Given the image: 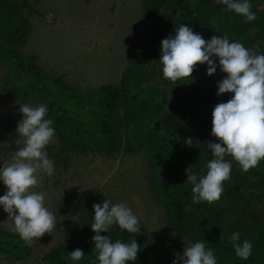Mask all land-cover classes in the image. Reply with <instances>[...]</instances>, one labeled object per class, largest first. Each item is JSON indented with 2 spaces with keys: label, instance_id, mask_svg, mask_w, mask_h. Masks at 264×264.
Returning a JSON list of instances; mask_svg holds the SVG:
<instances>
[{
  "label": "trees",
  "instance_id": "16d2710c",
  "mask_svg": "<svg viewBox=\"0 0 264 264\" xmlns=\"http://www.w3.org/2000/svg\"><path fill=\"white\" fill-rule=\"evenodd\" d=\"M251 11L257 12L253 22L217 0H142L141 18L144 21L143 41L138 54L123 69L118 85L101 89V98L91 112L100 124L83 134L77 123L67 116L56 124L60 136L76 131L80 140L59 146L60 154L69 150L87 152L97 149L112 156L140 150L148 162L147 179L156 202L163 209L166 226L180 238L193 244L203 241L211 249L217 264H264V160L248 172L242 171L232 157L231 176L223 182L220 199L212 204L192 202V184L186 169L191 166L198 176L206 175V165L213 159L207 142H218L211 135L212 111L216 104L227 102L234 95H217V81L226 74L217 68L209 76L207 65L198 64L192 76L173 83L163 77L160 62L161 41L175 28L185 24L205 40L213 35L241 42L257 54H264V0H249ZM35 8L29 0H0V62L5 68L40 72L36 55L22 51L27 43L32 22L28 14ZM237 18L232 21L230 18ZM218 64V60H217ZM28 75V74H27ZM19 80L23 81L19 78ZM31 88L35 86L31 85ZM62 90H55L58 95ZM192 138V145L185 141ZM94 203L84 204L80 224L87 232L94 219ZM259 206V207H258ZM240 233V241L252 243V254L247 260L235 255L230 237ZM104 236L115 242L136 240L140 250L135 261L144 264V246L148 231L140 220V231L129 233L113 225ZM94 242L89 237L74 238L53 247L42 257L41 264H99ZM82 249L84 257L72 261L69 252ZM0 253L13 261H26L33 254L32 245L25 244L12 231L0 229Z\"/></svg>",
  "mask_w": 264,
  "mask_h": 264
},
{
  "label": "rangeland",
  "instance_id": "374dc122",
  "mask_svg": "<svg viewBox=\"0 0 264 264\" xmlns=\"http://www.w3.org/2000/svg\"><path fill=\"white\" fill-rule=\"evenodd\" d=\"M29 1L36 11L28 14L33 26L22 51L37 56L40 72L11 70L0 62V167L11 162L13 152L23 145L24 138L16 132L22 118L20 105L46 104L45 118L52 120L55 135L45 151L53 161L54 173H40L39 183L31 190L47 194L45 206L55 214L56 227L33 240L31 259L13 261L0 253V264H41L53 247L74 238L92 239L95 233L91 226L87 232L82 229L80 215L85 203L104 199L126 203L147 229L144 264H173L177 254L191 244L166 226L163 209L147 179L144 152L120 150L107 156L94 147L87 152L69 150L62 156L59 146L78 142L80 135L73 131L62 137L56 129L62 116L76 122L82 134L100 124L102 119L91 112L101 98V89L118 85L123 69L141 49L142 0ZM261 10L257 12L261 14ZM58 89L62 92L56 95ZM5 191L0 180V196ZM0 229L16 233L2 205Z\"/></svg>",
  "mask_w": 264,
  "mask_h": 264
},
{
  "label": "clouds",
  "instance_id": "9594fccd",
  "mask_svg": "<svg viewBox=\"0 0 264 264\" xmlns=\"http://www.w3.org/2000/svg\"><path fill=\"white\" fill-rule=\"evenodd\" d=\"M245 18V23L256 19L249 0H217ZM160 62L163 77L175 83L192 76L198 64H206V74L213 75L219 67L226 75L217 81V95L233 93L227 102L215 105L212 111L211 135L218 142H207V148L214 157L208 161L206 175L198 177L189 166L185 171L192 184V202L202 201L212 204L223 193V182L231 176L232 163L225 159L230 156L242 171L248 172L264 160V54H257L241 42H230L227 35H213L205 40L192 28L181 24L161 41ZM218 60V64H217ZM16 132L24 138L23 145L13 152L11 162L0 167V180L6 186L0 196V205L14 223V230L31 245L45 233H52L56 227V217L45 206L46 193L32 191L39 183V174L54 173L53 161L45 151L55 135L52 120L46 119V104L30 106L21 104ZM192 145V138L185 141ZM94 219L90 224L95 235L92 237L99 264H126L137 259L140 245L134 239L130 243L120 240L113 242L101 232H109L113 225L129 233L140 231L138 218L126 203H112L104 199L94 203ZM259 207V206H258ZM235 255L247 260L252 254L250 241H240V233L230 237ZM82 249L69 252L72 261L84 257ZM173 264H217L214 252L207 249L203 241L185 246L182 254H177Z\"/></svg>",
  "mask_w": 264,
  "mask_h": 264
}]
</instances>
